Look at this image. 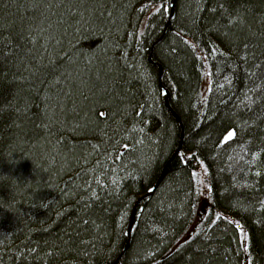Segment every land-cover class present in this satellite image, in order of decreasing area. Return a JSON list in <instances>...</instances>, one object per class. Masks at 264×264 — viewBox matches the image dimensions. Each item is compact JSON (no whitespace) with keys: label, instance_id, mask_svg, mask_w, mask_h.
<instances>
[{"label":"trees","instance_id":"16d2710c","mask_svg":"<svg viewBox=\"0 0 264 264\" xmlns=\"http://www.w3.org/2000/svg\"><path fill=\"white\" fill-rule=\"evenodd\" d=\"M171 2L0 0V264H264V0Z\"/></svg>","mask_w":264,"mask_h":264},{"label":"water","instance_id":"95a60500","mask_svg":"<svg viewBox=\"0 0 264 264\" xmlns=\"http://www.w3.org/2000/svg\"><path fill=\"white\" fill-rule=\"evenodd\" d=\"M174 3H175V0H172L171 4H170V9H169V16H168V21H167V24H166V27L169 23V20L172 18L173 14H174ZM165 27V29H166ZM164 32L160 35V37L157 39L160 40L163 36ZM149 61H152L151 59V53L148 57ZM157 67H158V70H159V83H160V87L161 89L163 90V99H164V103L165 105L167 106V108L170 110V112L176 117L177 121L179 122V119L177 117V115L175 114V112L171 109L170 105H169V92L166 88L163 87L162 83H161V75H162V67L161 65L156 62V61H152ZM181 147H182V134H181V139L178 143V146L177 148L175 149V151L173 152V154L170 156V158L168 159V161L166 162V164L164 165L159 177L157 178L156 182L154 183L153 187L150 188L145 194H143L139 199H142V198H145L149 195L152 194V192L154 191V189L156 188V186L158 185V183L160 182V180L162 179V177L164 176V173L166 171V168L168 166V164L170 163V161L176 156V154L181 150ZM138 202V201H137ZM137 202L135 203L134 205V208L131 212V215H130V218H129V222H128V229H127V241H126V244H125V247L124 249L122 250V253L125 251V249L127 248L128 246V243H129V239H130V234L132 232V228H133V223H134V214H135V210H136V205H137ZM121 253V254H122Z\"/></svg>","mask_w":264,"mask_h":264},{"label":"rangeland","instance_id":"374dc122","mask_svg":"<svg viewBox=\"0 0 264 264\" xmlns=\"http://www.w3.org/2000/svg\"><path fill=\"white\" fill-rule=\"evenodd\" d=\"M203 176H204V172H201V174H199V178H200L201 181H202V177H203ZM187 232H188V231H187ZM187 232H186L183 236H181V238L179 239V241H180L181 239H183L185 236H187V234H188ZM179 241H178V242H179Z\"/></svg>","mask_w":264,"mask_h":264},{"label":"snow or ice","instance_id":"6c2138e0","mask_svg":"<svg viewBox=\"0 0 264 264\" xmlns=\"http://www.w3.org/2000/svg\"><path fill=\"white\" fill-rule=\"evenodd\" d=\"M234 136V133L233 132H229L226 139L230 140L232 139V137Z\"/></svg>","mask_w":264,"mask_h":264}]
</instances>
